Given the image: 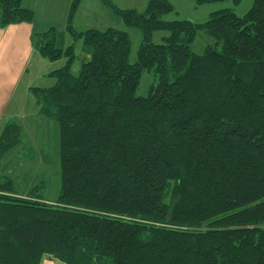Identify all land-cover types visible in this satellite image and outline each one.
<instances>
[{
  "label": "trees",
  "instance_id": "16d2710c",
  "mask_svg": "<svg viewBox=\"0 0 264 264\" xmlns=\"http://www.w3.org/2000/svg\"><path fill=\"white\" fill-rule=\"evenodd\" d=\"M22 1L0 0V29L33 22ZM81 2L63 31L31 36L35 54L62 63L50 87L29 89L59 124L61 194L53 205L19 198L0 179V264H264V0L202 25L162 22L166 0L143 14L99 0L141 32L133 65L126 32L73 28ZM156 32L168 33L160 45ZM198 32L215 40L201 55L190 51ZM144 72L158 83L137 98ZM19 136L8 120L0 158Z\"/></svg>",
  "mask_w": 264,
  "mask_h": 264
},
{
  "label": "rangeland",
  "instance_id": "374dc122",
  "mask_svg": "<svg viewBox=\"0 0 264 264\" xmlns=\"http://www.w3.org/2000/svg\"><path fill=\"white\" fill-rule=\"evenodd\" d=\"M65 0H60V9L55 5H49V1L38 2L37 9L41 12L42 20L50 14L58 23V14L65 10ZM84 0L81 2L73 21V28L78 32L88 30L105 31L115 29L124 31L130 40L129 64L136 63L137 52L141 46L142 35L138 29L125 28L121 19L113 9L104 7L98 0ZM150 0H110L111 4L121 11L134 10L138 14L145 12ZM172 7V12L161 17L162 22L188 21L195 25H202L209 20L212 13L221 10H231L238 17L248 12L253 0H221L213 4L198 6L195 0H166ZM58 3V1H57ZM56 3V4H57ZM71 4V2H70ZM69 4V6H70ZM98 5V6H97ZM61 25L60 28H63ZM63 30V29H60ZM167 32H156L152 36V43L160 45L162 39L167 37ZM214 39L206 32H198L190 51L201 55L207 48L214 44ZM66 44H70V38L65 37ZM81 42H77L75 53L77 59L72 67V74L77 75L80 68ZM59 64H54L57 68ZM51 80H39L37 88H48L52 85ZM158 83L157 76L153 72H144L140 78L135 96L146 98L152 88ZM32 96V95H31ZM33 97V96H32ZM35 100V99H34ZM22 101L20 100V103ZM22 112L12 114L8 120H16L20 124L19 143L0 158V179L8 178L12 182L14 193L19 198L37 197L48 205L55 204L61 194V161H60V128L55 119H48L40 114L31 113L30 107L18 104ZM20 109L16 110L19 111ZM18 114V116L16 115ZM7 120V121H8ZM7 121H4V125ZM3 125V126H4ZM3 128V127H2Z\"/></svg>",
  "mask_w": 264,
  "mask_h": 264
},
{
  "label": "crops",
  "instance_id": "0c3cea01",
  "mask_svg": "<svg viewBox=\"0 0 264 264\" xmlns=\"http://www.w3.org/2000/svg\"><path fill=\"white\" fill-rule=\"evenodd\" d=\"M39 1L41 0L22 1V7L34 13L32 23L11 25L0 29V132L4 121L10 119L12 114L22 112L21 107H17L18 104L24 106L26 103L31 113L38 115L35 100L29 89L35 87L39 80H49L47 75L62 66L61 62L55 63L59 65L53 68L54 64L46 62L35 54L31 47V36L33 33H44L51 28L63 31L71 0L64 1L65 10L62 14H58V23L54 21L57 17L55 11L53 19L48 14L42 20L41 12L37 9ZM46 1H49L50 6L55 5V8L60 9V0H44L45 4ZM83 2L84 0L82 4ZM95 2L97 3L96 0ZM61 25H64L63 28H60ZM46 87H49V84ZM18 109L20 110L16 112ZM41 264L59 263L50 258H44Z\"/></svg>",
  "mask_w": 264,
  "mask_h": 264
}]
</instances>
